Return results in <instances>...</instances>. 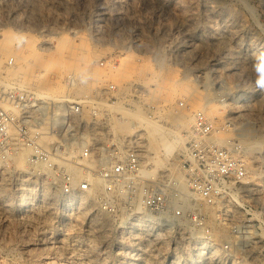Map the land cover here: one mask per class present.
Wrapping results in <instances>:
<instances>
[{
  "label": "rangeland",
  "instance_id": "374dc122",
  "mask_svg": "<svg viewBox=\"0 0 264 264\" xmlns=\"http://www.w3.org/2000/svg\"><path fill=\"white\" fill-rule=\"evenodd\" d=\"M186 1L0 0V32L1 29L10 30L16 36L31 38L34 43L32 48L19 47L15 43L4 53L0 65V87L10 81H20L32 87L30 83L35 77L30 72L33 68L35 74L41 71L37 78L48 77L52 83L56 81V87L49 93L93 98L99 95L100 88L107 82L117 85L115 79L104 73L111 66L118 68L127 60L128 66H135L137 82L125 81L126 85L118 89L117 103L109 106L114 112L121 113L117 106H130L131 109L139 106L164 124L169 122L161 118V114L192 112L191 122L178 125V130L185 137L184 143L197 110L214 116V126L220 129L217 139L240 140L243 126L251 124L255 129L254 138L262 141L249 150L242 146L243 153L245 150L248 161L252 162L247 170L252 176L253 187L247 198L254 213L251 228L255 257L251 260L240 257L225 259L223 250L218 256L211 255L208 249L203 248V239L196 236L188 222L187 230L192 229L189 233L194 235L187 238L185 247L178 245L172 230L165 229L156 240L151 227L127 223L123 217L127 213H121V209L115 214L105 211L98 195L94 196V206H80L78 203L69 204V196L61 190L56 196L44 198L37 193L31 198L25 196L21 199L17 192L7 189L13 197L6 206L0 203V221L8 222L14 236L10 241L13 239L15 242L0 245V264H264V0ZM102 9L106 15H102ZM63 37L75 43L81 39L87 42L92 52L87 72L92 75L97 69L101 73L100 79L89 81L84 93L75 91V85L67 75L69 71H62V67L50 62L58 57L57 44ZM45 41L48 44H44ZM33 52L35 59L44 62L43 67L58 74L57 79L53 78L54 74L44 77L39 67L29 68L31 63L18 56ZM159 55L162 56L161 61ZM10 56L14 57L12 64L8 62ZM145 64H150L148 69H154L140 76L138 70ZM24 73L27 75L23 76ZM204 76L211 82L208 91L218 93L227 105L221 104L218 112L208 114L211 104L220 103L214 99V94L203 98L206 104L203 110L199 98L191 100L188 97V90L192 87L201 91L198 96L207 92L198 83ZM139 79L148 81V84L150 81L161 84L159 91H154V85L145 86ZM161 92L168 95L169 101L158 98ZM209 99H214L213 103L208 104ZM180 148L170 154L161 151L163 163L167 164ZM21 186L28 188L22 182ZM97 216L103 223H96ZM212 223L214 233L215 220ZM155 228L160 229V226ZM228 229L231 238V228ZM229 239L213 235V242L219 249Z\"/></svg>",
  "mask_w": 264,
  "mask_h": 264
},
{
  "label": "built area",
  "instance_id": "2783aa9c",
  "mask_svg": "<svg viewBox=\"0 0 264 264\" xmlns=\"http://www.w3.org/2000/svg\"><path fill=\"white\" fill-rule=\"evenodd\" d=\"M8 62L14 63V57ZM117 91L115 83L107 82L98 96L81 99L39 91L20 81L2 85L0 179L6 188L16 193L21 181L30 179L38 187L49 181L66 195L75 188L88 191L91 183L86 175L74 183L67 168L74 164L101 179L98 199L105 211L115 214L121 209L135 218L159 217L160 229L137 223L151 227L156 240L165 229L172 230L178 245L185 247L187 238L194 235L182 230L186 221L203 245L215 243L212 221H222L232 234L222 244L225 259H253L254 213L247 198L253 182L239 141L218 140L220 129L204 111L197 110L183 147L158 168L144 127L137 126L132 133L115 130L113 120L121 113L108 104L118 101ZM84 133L85 142L71 144V139ZM66 144L75 147V154L63 151ZM21 147L28 152V166L23 170L15 164ZM0 203L6 206L9 202ZM8 226L0 221V245L15 242H7L14 238ZM231 253L236 257H228Z\"/></svg>",
  "mask_w": 264,
  "mask_h": 264
},
{
  "label": "bare ground",
  "instance_id": "6f19581e",
  "mask_svg": "<svg viewBox=\"0 0 264 264\" xmlns=\"http://www.w3.org/2000/svg\"><path fill=\"white\" fill-rule=\"evenodd\" d=\"M184 1H186V0H184ZM188 6H190V5H188ZM212 12H213V10H212ZM187 14H189V13H187ZM102 15H106V11L103 10V9H102ZM189 17H191V16H189ZM226 17H228V16H226ZM229 25H230V23H229ZM238 25H240V24H238ZM1 30L2 31L0 32V65H1L2 56L4 55V53L6 51H9L15 45V43L19 44L18 45L19 47L32 48V45L34 43H32L30 41L31 38H29L27 36L26 37L25 36H16L10 30H6V29H1ZM230 36H232V35H230ZM44 44H48V41L47 42L45 41ZM192 46H193V44H192ZM57 48L59 49L60 53H59V55H58L57 58H54L53 60H50L51 64L54 65V66H58L59 68L62 67V69H60L62 71H65V70L69 71L68 73H70V74H67V75H69V78L71 79V81L75 85V91L81 92V93L86 92V89L88 88L89 81H95L101 75V73H98L97 69H96L97 72L95 70L93 71V73L91 72L92 75L87 72V64L91 60V57H92V55H91L92 52L90 51V47H88L87 42H85L83 39H81L80 42L75 43V42H73L71 40H68V38L63 37V38H61L59 40V43L57 44ZM228 48H230V47H228ZM160 52L161 51H159V54H160ZM22 54L21 55H18V56H19V58H21V59H23V60L28 61V62L31 63L32 66L30 65L29 68H31V67H34V68L37 67L38 68L39 67L40 70H42V72H44V77L45 76H48V74H50V75L51 74H54L55 77H53V78L54 79H57L58 78V74H55V72L54 71H51L50 68L43 67L44 66V62H41L40 60L35 59L36 58V56H35L36 54L34 52H33V54H30V53L29 54L25 53L23 55ZM160 59L162 60V56H160L159 61H161ZM23 60H21V61H23ZM217 64H219V63H217ZM26 65H27V63H26ZM149 65L150 64H145V67L143 69L141 68L140 70H138L139 71L138 74L141 76V75H146V74L150 73L151 70L154 69V68H152L150 70V68H151L150 67L148 69L147 67ZM160 65H162V64H160ZM134 67L135 66H133V68H132V65L131 66H128V61L125 60L120 67H118V68L115 67L116 68L115 69V68H113L111 66V68L107 72H105L104 74L107 75L109 78L112 77L113 79H115V81L117 82V85H118V89L121 90L123 88L124 83H126V82H132L133 83V82H135L137 80L136 78H134L135 73H137V71L134 70ZM26 72H27V70H26ZM31 72H30V74L33 75V77H35V80H32L33 82H31V83L28 80H26V79L25 80H26V83L28 81V83H30L34 89H37L39 91L40 90L41 91H45V92L49 93L48 91H50V89L54 88V86L56 87V85H55L56 81H54L55 83H52L51 80L48 77L45 78V79L44 78L43 79L37 78L38 76H40L39 74H41V71L39 73H36L35 74L34 69L32 68L31 69ZM100 72H101V70H100ZM16 73H17V71H16ZM18 73H19L18 75L20 77L21 72L19 71ZM159 74H158V76H159ZM24 75H27V74L24 73L23 76ZM139 75H138V77H139ZM153 75L157 76L156 74H153ZM25 78H29V77L25 76ZM141 80L143 81V79H141ZM141 80L139 79V81H141ZM158 81H160V80H158ZM140 83H144L145 86L146 85H149L150 86V84H151V86L154 85V87H153L154 91L155 90L156 91H159L158 90V86L159 87L161 86V84H158V83L156 84L154 82L151 83V81H150V84H148V81H145V80L143 82H140ZM198 83L199 84L201 83L200 86H202L207 92L205 94H203V96H198L199 93H201V91H199V89L197 87H192V88H190V90H188V97H190L191 100H192V98H196V97L199 98V100H200V108L203 110L204 107H205V105H206L204 103V101H203V98H208V96L211 95V93H212V91H208L210 89L211 82L209 81L208 77H205L204 76L203 78H201V80ZM175 85H176V82L174 83L173 86H175ZM167 86H168V84H167ZM153 89H151V90H153ZM161 93H158V95H157L158 98L159 97L160 98H164L163 100L166 101V102L169 101L168 95H165V93L163 94V92H161ZM212 94H214V97H215V98L214 97L213 98L215 100H219L220 103H218V104L217 103L216 104H211V103H213L212 101L214 99H212V100L209 99L208 104H211V106H210V111H208V114L211 113V112H214L216 110H217V112L220 111L221 108H222L221 107V104L222 105L224 104V106H227L225 103H223L224 100L222 101L220 99L218 93H212ZM85 98H88V96H85V97H83L81 99H85ZM194 101H195V99H194ZM115 103H117V101L114 102V103H110L108 105L109 106H111L113 104L115 105ZM118 104H119V102H118ZM117 109L122 113V116L120 118L119 117L116 118V119L114 118V120H113V126H114L115 130L116 131H119V132H122V133H132L137 126L144 127L146 129V134H147L148 148L155 154L154 157L156 159H154V161L156 160L155 163H157V165H159V166L160 165H162V166L165 165L163 163V161H162L163 159L160 158L161 151H164L165 154H170L174 150L178 149L179 147H183V145H184V142L183 141H184V138L185 137L180 133V130H178V125H184L187 122H191L193 120L192 112H189V113L177 112V114L169 113V114H166L165 116H161L162 115L161 114L160 117L169 122L168 124H164L159 119H155V118L149 116L146 112H144L145 110L143 111L142 108H140L139 106H136V108L134 107V109H131V108L129 109V108H126V107H123V106L122 107H118L117 106ZM208 117L212 118V121H214V116L211 117L209 115ZM242 130H243V133L241 132L239 134L242 137L239 138L240 140H238V141H239L240 145L243 146L244 148H246L247 150H249L252 147H256V146H258V145H260L262 143V141L260 139H257V138L255 139L254 138L255 129L253 128V126L251 124L244 125ZM86 140H87V134L84 133V134H81V135L75 137L74 139H71V144L72 143L81 144V143L85 142ZM218 140H220L223 143H227V141L229 140V138L226 137V138H221L220 139L218 137ZM70 145L69 144H66L65 148H63V151H67V152L71 153V155H73V154H75V147H71ZM27 153L28 152H27V149L26 148L21 147L19 149V151H18V153H17V155L15 157V164H16V167L18 169L25 168L26 166H28V163L26 162L27 161ZM243 154H242L243 157L244 156L246 157V160H245L246 161V169H249L251 167V163L252 162L251 161H248V158L245 155V150H244V153ZM162 155H163V153H162ZM67 168L73 174L74 183L80 177L85 176V175L87 177H89L90 183H91V187H90V189L87 192L80 191V190H77L75 188L74 191L71 194L66 195V196H69V199H68L69 200L68 201L69 204H75V203L77 204L78 203V205L80 204V206H81V204L88 205V206H94V196L98 195V193L102 189V181H101V179L98 178L97 176H94V175L89 176L88 173H86L84 171V169H82L81 167H79L77 165H74V164H67ZM21 182H22V185L24 184L25 186H28L27 189L24 186L23 187L21 186L22 188H20L19 191H17V196L19 195L21 197V199L23 197H25V196H27V198L28 197L31 198L32 195H35L37 193H40V195H42L44 198L46 196H52V195L53 196H56V195H58V190L59 189L53 187L52 184L49 181L43 182V184L40 187H38L34 182H31L30 179L28 181H26V182H24V181H21ZM38 190H40V191H38ZM25 191H27V192H25ZM12 197H13V194L10 193L7 190L5 183H3L2 180H0V200L3 199L2 201H11ZM41 197L39 196V198H41ZM44 198H42V199H44ZM47 198H49V197H47ZM24 199H26V198H24ZM49 200H50V198H49ZM210 215H212V213H210ZM123 217L125 219H127V223H130V224H135L136 225L138 223L139 225H147V226L149 225L151 227H157V226H160L161 227V225H162V221L160 220V218L157 217V216L151 215V214H149V215H142L139 218L138 217L135 218V217H133V216H131L129 214L128 215L127 214H123ZM100 219H102V218H100V216L99 217L97 216L96 223L97 222L98 223H103V221L100 222ZM187 227H188L187 222L184 221L183 224H182V226H181L182 230L185 232V229L187 230ZM190 230H192V229H189V231L187 230L188 233L190 232ZM229 233H230V231L228 229V226L226 224H224L222 221H219V222L217 221L216 224H214V235H216V237H218L220 239H229L230 238ZM9 241L10 240H8L7 242H9ZM203 248L204 249L205 248L208 249V251L210 252V254L211 255H215V256H218L220 254V252H222V249H219L220 247H218V244H216V243H208V242H206L205 245L203 246ZM226 257H227V255H226ZM228 257L235 258L236 256H235L234 253H231L230 256H228Z\"/></svg>",
  "mask_w": 264,
  "mask_h": 264
}]
</instances>
